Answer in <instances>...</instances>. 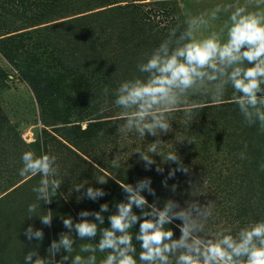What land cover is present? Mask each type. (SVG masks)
<instances>
[{
    "label": "clouds",
    "instance_id": "clouds-1",
    "mask_svg": "<svg viewBox=\"0 0 264 264\" xmlns=\"http://www.w3.org/2000/svg\"><path fill=\"white\" fill-rule=\"evenodd\" d=\"M226 13L220 26L214 22ZM184 28L177 25L169 30L168 36L145 60L138 64V70L144 74L124 81L115 90V105L122 109L117 125V132L123 136L135 131L141 137L146 134L157 137L167 134L172 129L169 121L170 111L178 105H187L189 97L196 94L209 95L219 102L228 86L234 90L232 100L248 126L259 124L264 133V0H255L251 9L239 0L226 6H216L193 15L187 13L183 21ZM108 93L107 87L104 89ZM185 116L192 119L191 111L185 109ZM161 140L151 143L147 152L137 150L139 160L145 170L156 165L158 174L164 173V164H172L162 186L168 188V180L177 172L189 173V168L182 162L177 152L167 154L159 151ZM247 145H245V149ZM155 156L162 157L157 164ZM244 159L245 153H240ZM21 160L23 167L19 170L21 177L40 175L39 185L32 190L37 200L51 204L62 182L58 175L55 155H37L35 151H25ZM112 167L120 166L119 156L111 160ZM264 171V164L261 165ZM109 178L100 176L98 185H105ZM87 183L77 184L75 192L85 189ZM125 199L116 203V211L108 217L109 226L104 227L109 204L100 205L99 211H81L80 219L65 216L62 223L67 231L59 233V238L51 241L47 255L41 256L38 250H30L24 257V264H97L96 253H106L99 264H264V219L249 222L233 235L231 226H221L216 231L206 228L213 217V202L201 204L191 187L189 195L182 206L179 201L169 198L159 207V198L149 203L144 195L147 192L155 197L152 179L145 177L135 185L119 184ZM177 184L171 185L170 191L176 192ZM107 193L102 187L88 186L81 199L97 201ZM38 204H30L29 213L37 210ZM139 209V214L134 211ZM53 212L39 216L44 226L51 227ZM93 217V219H88ZM32 217L30 216L29 219ZM180 235L175 237L169 225L174 221ZM139 225L135 236L131 230ZM167 226V227H166ZM75 234V235H73ZM29 241L34 238L43 241L42 229L29 225L24 230ZM98 243L81 244L80 253L84 256L69 254L74 252L76 240H95ZM133 239L140 245L137 249ZM65 253V254H62ZM60 259H57V255Z\"/></svg>",
    "mask_w": 264,
    "mask_h": 264
},
{
    "label": "trees",
    "instance_id": "trees-1",
    "mask_svg": "<svg viewBox=\"0 0 264 264\" xmlns=\"http://www.w3.org/2000/svg\"><path fill=\"white\" fill-rule=\"evenodd\" d=\"M175 18L171 17L170 20L175 22ZM177 25L170 24L167 30ZM2 36L0 55L16 69L19 64L15 62L14 53L18 54L27 48V44L24 46L20 42V38L26 34ZM15 38L19 40L14 41ZM15 42L21 44L15 46ZM158 42L154 43L156 47L159 46ZM41 59L36 57L37 61L32 66L26 65L21 72L22 80L28 83L36 100L38 119L42 126L36 147L40 154L55 155L56 158L61 155L63 163L68 164L72 179L79 184H88L82 189L83 192L88 186L104 189L107 194L97 198V201L83 200V211H99L101 204H109V212L103 213L105 222L102 226H109L107 217L116 211V203L125 199L119 184L135 185L145 177L152 179L156 196L147 192L144 195L149 203L159 198V207H163L164 201L169 198L179 201L183 206L186 200L192 199L189 195L192 186L198 189V192H193L198 195L195 197L198 201L203 193L204 196L211 195L215 213L211 218V231L221 226H231L232 234L235 235L245 224L264 219V171H261V165L264 164V133H261L258 123L253 126L246 124L232 100L234 90L231 86L226 88L219 102L213 101L209 95L196 94L189 97L187 105L172 109L169 114L172 129L167 134L157 137L146 134L141 137L133 131L125 137L117 132V125L123 122L120 118L122 109L113 105L111 116L100 117L95 113L92 104L95 83L92 80L77 73L76 79L73 78V72L58 59H52L51 64L41 62ZM23 62L24 59L19 61L21 66ZM185 109L191 111V120L186 118ZM155 140L162 142L159 151L165 154L176 151L190 170L188 174L177 172L174 178L168 180V188L162 186V181L175 165L164 164V173L158 174L156 165L151 170H145L144 163L139 160V153H134L137 150L147 152ZM241 152L245 153L246 158H240ZM115 156H119L118 168L111 164ZM154 159L157 164L162 161L160 156ZM100 176L109 178L108 183L98 185L96 179ZM173 184L178 185L175 193L170 191ZM207 186L212 194H206ZM134 211L137 214L140 212L139 209ZM224 218L226 222L223 224ZM179 223L177 220L168 226L174 230L176 238L180 232L175 225ZM138 228L137 224L131 230L133 237ZM98 240L99 236L91 243L96 244ZM133 244L138 259L140 245L135 239ZM102 254L106 256V253Z\"/></svg>",
    "mask_w": 264,
    "mask_h": 264
},
{
    "label": "rangeland",
    "instance_id": "rangeland-1",
    "mask_svg": "<svg viewBox=\"0 0 264 264\" xmlns=\"http://www.w3.org/2000/svg\"><path fill=\"white\" fill-rule=\"evenodd\" d=\"M174 16L175 22L170 20ZM184 19L177 0H0V36L25 33L20 42L28 45L25 50L14 53L15 62L19 64L16 69L0 55L3 117L0 118V264H24L30 250H38L41 256H46L51 241L67 231L62 218L70 215L75 222L83 211L84 199L80 198L83 190L74 191L79 183L68 173V164L63 163L61 155L57 157L59 171L55 178L62 185L51 204L38 201L32 190L39 185V174L19 175L25 151L41 155L36 140L42 126L36 100L28 83L21 78L25 66H32L36 57L50 64L52 59H58L73 72V78L78 74L95 83L93 109L100 117L111 116L115 90L122 82L144 75L137 66L145 60V54L157 48L154 43L159 41L160 45L167 38L170 24H179L183 30ZM20 42H15V46ZM23 59L21 66L19 61ZM206 189V194L211 193L208 186ZM210 197L203 193L199 202L202 205L213 202ZM34 203L39 206L36 212L29 213V205ZM48 210L54 214L51 227L44 226L39 219ZM29 225L43 230V241L27 239L24 230ZM211 227L212 219L206 225L208 230ZM85 243L91 241L77 239L70 257L89 255L79 252L80 245ZM62 254L56 258L60 259ZM96 256L97 264L105 257L99 251Z\"/></svg>",
    "mask_w": 264,
    "mask_h": 264
},
{
    "label": "crops",
    "instance_id": "crops-1",
    "mask_svg": "<svg viewBox=\"0 0 264 264\" xmlns=\"http://www.w3.org/2000/svg\"><path fill=\"white\" fill-rule=\"evenodd\" d=\"M179 3V6L181 8V11L186 16L187 13H191L193 15L199 14L200 12H203L205 10L212 9L216 6H226L228 4H232L235 2V0H177ZM239 2L243 4H248L250 9L251 6L254 4L255 0H239ZM221 19L214 22L215 27H219L222 23L223 19L226 18V13L220 14Z\"/></svg>",
    "mask_w": 264,
    "mask_h": 264
}]
</instances>
